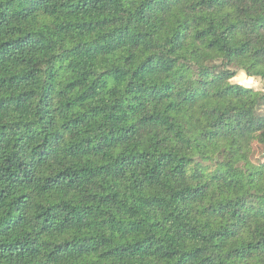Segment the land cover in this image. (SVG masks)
Instances as JSON below:
<instances>
[{"label":"trees","instance_id":"obj_1","mask_svg":"<svg viewBox=\"0 0 264 264\" xmlns=\"http://www.w3.org/2000/svg\"><path fill=\"white\" fill-rule=\"evenodd\" d=\"M15 0H7L0 3V235L7 234L10 230L21 226L23 216H15L21 204L29 196L28 192L20 191L31 185L32 180L24 163L20 160L23 151L21 141L32 131L31 121L22 119L27 115L28 102L32 100L39 86L41 103L45 104L55 92L60 100L59 114L64 117L62 128L65 133L74 130L77 135L72 137L70 154L76 155L83 152L84 156L89 153L83 151L84 144L91 145L95 138L89 136L95 128L98 131L104 127L101 121H108L115 118L119 104L111 106L103 101L100 92L107 88V81L98 84L100 77L92 79L91 75L79 70V65L71 62L60 69L49 68L43 81L38 79V65L41 62L37 52L47 54L52 51L51 46H42L39 40L33 38L35 33L29 32L20 35L19 32L11 31L15 27L16 19L25 20L33 13L44 8L45 15L52 17L54 29L59 34H68L71 43V34L75 32L81 39L66 48L63 57L56 55L53 58L58 60H69L70 55H84L94 57L100 52H111L124 44H131L133 47L144 43L146 49H152L153 55L149 56L133 73L143 81L145 76L160 74L170 71L178 66L179 72L167 84L145 86L140 84H129L128 92H136L133 100L138 103L128 106L129 111H137L144 107L145 97L152 100L167 99L175 94L179 103L195 105L200 99L208 96L211 88L224 82L227 78L240 71L249 73L255 72L259 78L264 79V71H257L264 67V0H195L190 8H199L204 15L188 17L179 20L172 18L173 9L186 3L187 0H133L134 11L128 12L123 4L126 0H22L25 7L9 15ZM68 8L67 20L62 19L65 13L61 11ZM227 9H234L235 12H226ZM109 12V16L102 19L91 18L93 12ZM118 13V15H111ZM127 14L125 20L124 14ZM221 13H225L221 15ZM57 21H59L57 23ZM135 25L136 31H133ZM174 25V26H173ZM8 29V31H5ZM97 29L106 30L96 40L83 39ZM8 35V40L4 36ZM40 35L44 36L43 31ZM159 35L163 43H152V37ZM207 41L205 54L196 46V42ZM191 42V45H189ZM189 46L191 51L189 52ZM29 48L33 54L27 55ZM110 55V53H108ZM132 59L128 57L127 60ZM126 60V62H127ZM205 60L207 63H205ZM27 66V71L21 65ZM196 77L195 86L189 84L182 92L176 88L186 74ZM110 75L113 79L121 78V70H106L100 76ZM91 80L89 84L88 81ZM217 95L230 97L236 103L226 111L220 112L214 120H211L207 128L201 131L194 138L185 137L182 141L185 147L193 150V155L177 157L171 152L161 154L153 168V177L158 181L160 168L167 167L173 160L176 161V168L173 169L175 176L183 177L188 165H192V178L202 179L208 168H214L212 178L209 182L195 189H185L175 193L173 200L191 202L199 199L211 186L213 182L223 188L244 189L245 195L235 202L229 200L219 202L211 210V215L223 217L231 214L233 223L228 227L209 233L206 237L209 243L218 241L216 247H224L232 240L242 228L255 217H264V91L256 90L249 86L230 85ZM169 107H173L169 105ZM50 111H56L50 109ZM213 109L209 113L215 115ZM15 118L5 123V116ZM127 114L122 113L118 119H126ZM43 119V117H42ZM160 120L158 115L146 116L140 124L155 126ZM21 127L26 129L24 135L18 136ZM83 132L81 136L79 133ZM137 129H126L121 136H114L109 132L107 137H101V143L94 151L98 154L104 147L113 144L126 142L129 134L136 135ZM180 135V133H177ZM61 133H56V139H60ZM44 139L48 143V137ZM160 141H157L159 145ZM257 146L261 148L259 157H256ZM39 147V146H38ZM86 150V149H85ZM150 154H141V159L149 158ZM41 156V159H44ZM128 157L116 162L115 167L104 165V170L113 175H119L123 167L130 165L133 160ZM28 167H31L29 165ZM56 172L54 175L45 177V181H52L56 176L62 175ZM85 173V169H79ZM94 170L88 169L87 172ZM87 174V173H85ZM94 174V173H93ZM150 177L149 179H152ZM48 191L41 188V192ZM103 197L101 201H103ZM149 206L160 207L164 205L162 198H153L145 202ZM41 210L37 219L43 220L42 232L52 227L55 219L53 209H45L43 205L38 206ZM82 211H89L84 209ZM67 222V221H66ZM137 225H130L129 229L134 230ZM159 227V225H155ZM128 230V229H126ZM194 229L185 225L182 229L181 238L194 233ZM17 242L0 243V264H40L37 260L40 249L22 247L16 251ZM34 243V242H33ZM44 244L50 242L44 241ZM65 242V246L70 244ZM264 245V240L256 245L241 244L238 248H232L225 256L226 260L243 261L251 257L254 249ZM60 245H55L47 251L52 256ZM152 244L144 247L142 243L120 244L91 252L74 251L66 247L64 264H143V258L149 254ZM208 249L196 247L188 252H181L179 248L169 244L167 248L161 245L156 252L168 264H216L217 257L208 256L201 259ZM179 256V259L175 257Z\"/></svg>","mask_w":264,"mask_h":264},{"label":"clouds","instance_id":"obj_2","mask_svg":"<svg viewBox=\"0 0 264 264\" xmlns=\"http://www.w3.org/2000/svg\"><path fill=\"white\" fill-rule=\"evenodd\" d=\"M7 0H0V3H6ZM65 4L67 0H62ZM195 0H187L186 3L173 9L171 16L179 20L188 17L194 18L204 13L199 8H190ZM25 7L22 0H15L9 15L17 12L20 8ZM123 7L128 12L134 11L133 0H126ZM45 9L33 13L31 17L25 20L16 19L13 32H19L20 35L32 32L35 33L34 39L39 40L42 46H51L52 51L47 54L37 52L40 58L38 65V79L43 81L49 68L56 70L64 67L71 62L73 65H79V70L91 75L92 79L100 77L98 84L107 81V88L102 89L100 95L107 98L103 101L111 106L119 104L115 113V118L108 121H101L104 127L98 131L93 129L89 136L95 137L91 145L84 144L83 151L89 153L87 156L83 152L76 155L70 154V145L72 137L77 135L74 130L71 133H65L62 124L64 117L59 114L60 100L55 92L46 101L41 103L39 86L36 87L35 97L28 102L27 115L21 116L26 121H31L32 131L21 141L24 146L20 154V160L23 161L25 169L28 171L32 183L30 186L21 188L20 191L28 192L29 196L21 204L15 216H23L21 226L10 230L7 234L0 235V243L17 242L16 251L22 247L40 249L37 260L40 264H64V255L66 247L74 251L91 252L101 249L107 245L109 247L120 244H138L142 243L147 247L149 243L152 248L149 254L143 258V264H168L161 258V254L156 249L161 245L167 248L169 244L179 248L181 252H188L196 247L208 249L201 259L208 256L217 257L216 264H264V245L259 249H254L253 254L246 260L237 261L226 260V254L232 248H238L241 244L256 245L264 240V217H253L242 228V230L224 247H216L219 242H208L206 237L213 231L228 227L233 223L231 214L223 217L211 215V210L219 202L233 201L245 195L244 189L223 188L215 182L199 198L191 202H181L173 200L175 193L185 189H195L209 182L212 178L214 168H208L204 172L202 179L192 178V165L185 169L184 176L181 178L173 174L176 168V161L173 160L167 165L158 169V181L153 177V168L161 154L172 153L177 159L181 156L193 155L191 148L185 147L182 143L185 137L194 138L204 131L211 120H214L220 112L226 111L236 103L230 97L217 95L230 85L239 84L249 87L255 84L259 78L255 72H244V77L234 73L227 80L214 85L208 96L200 99L195 105L189 107L179 103L178 97L173 94L167 99L152 100L145 97L144 107L137 111H129L128 106L133 107L138 103L133 100V96L138 95L136 92L129 93V84L145 83V86L167 84L178 74L179 67H173L170 71L151 76H145L141 81L138 76L134 77L140 65L151 55L152 49H146L144 43L137 47L131 44H124L118 49L111 52H100L94 57L84 55H70L69 60H58L53 57L65 55V49L72 47L81 38L75 32L71 34V43L68 34H59L53 26L52 17L45 15ZM65 13L62 19L67 20L66 15L68 8L61 9ZM226 12L234 13V9H227ZM225 13H221L224 15ZM109 12H93L91 18L102 19L109 16ZM118 15V13H111ZM125 20L127 14H124ZM59 21H57L58 23ZM174 26V25H173ZM8 31V29H5ZM43 31L44 39L40 33ZM104 31L97 29L83 39L96 40L104 34ZM133 31H136L135 25ZM10 37L4 36L5 40ZM152 43L162 44V37L154 35ZM207 41L196 42V46L201 49L202 55L205 54V45ZM191 45V42H189ZM3 51V50H0ZM191 46H189V52ZM110 53V55L108 54ZM33 50L29 48L27 55L30 57ZM128 57L132 59L127 60ZM127 60V62H126ZM205 63L207 61L205 60ZM23 70L27 71L25 65H21ZM121 70V78L113 79L110 75L100 76L106 70ZM257 71H264V67ZM196 77L192 74H186L176 88L177 92H182L189 84L195 86ZM91 83V80L88 81ZM172 105L173 107H169ZM55 109L56 111H50ZM215 109V115H210L211 110ZM126 113V119H118ZM158 115L159 122L155 126H143L140 121L146 116ZM43 117V119H42ZM15 118L5 116V123ZM137 129L136 135L129 134L130 138L119 144H113L110 147H104L103 151L98 154L94 148L101 143V137H107L109 132L114 136H121L126 129ZM26 129L21 127L17 133L18 136L24 135ZM61 133L60 139H56L55 134ZM180 133V135H177ZM81 136L83 132L79 133ZM48 137V143L44 137ZM157 141H160L159 145ZM39 146V147H38ZM86 149V150H85ZM150 154L149 158L141 159V154ZM44 156V159H41ZM128 157L130 160L136 159L123 167L119 175H113L104 170V165L115 167L116 162ZM31 165V167H28ZM85 169V173L79 169ZM52 181H45V177L61 172ZM88 169L94 171L87 172ZM94 173V174H93ZM153 177L152 179H149ZM47 188L48 191L41 192V188ZM104 198L101 201V198ZM153 198H162L164 205L160 207L149 206L145 202ZM39 205L45 209H53L55 219L52 227L42 232L43 220L37 219L40 212ZM88 209L89 211H82ZM67 221V222H66ZM130 225H137L132 230ZM159 225V227H155ZM185 225L193 228L194 233L181 238L182 229ZM128 229V230H126ZM44 241L50 243L44 244ZM71 243L65 246V242ZM34 242V243H33ZM55 245H60L52 256L47 255V251ZM179 259V256L175 257ZM139 264V262H137Z\"/></svg>","mask_w":264,"mask_h":264},{"label":"rangeland","instance_id":"obj_3","mask_svg":"<svg viewBox=\"0 0 264 264\" xmlns=\"http://www.w3.org/2000/svg\"><path fill=\"white\" fill-rule=\"evenodd\" d=\"M238 74H239L240 77H244V72L243 71H240ZM246 80H247V78L244 77V81H246ZM245 85L248 86L247 83H245ZM251 87H253L256 90L264 91V79L258 78L257 81L255 82V84L252 85ZM260 153H261V148L259 146H257L256 155L255 156L256 157L261 156Z\"/></svg>","mask_w":264,"mask_h":264}]
</instances>
